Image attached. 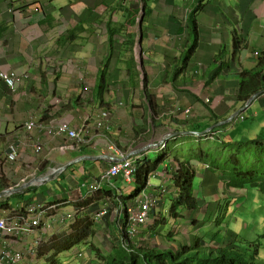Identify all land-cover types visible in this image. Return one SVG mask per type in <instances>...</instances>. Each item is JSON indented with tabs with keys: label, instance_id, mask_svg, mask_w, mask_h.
<instances>
[{
	"label": "crops",
	"instance_id": "crops-1",
	"mask_svg": "<svg viewBox=\"0 0 264 264\" xmlns=\"http://www.w3.org/2000/svg\"><path fill=\"white\" fill-rule=\"evenodd\" d=\"M147 4L143 14L141 0H0V70L26 75L14 88L0 78V183L2 189L24 187L0 197H10L12 204L0 210V216L21 208L31 197L33 202H47L50 208L47 228L20 238L1 235L0 252L5 248L27 251L37 236L48 240L69 233L67 215L93 220L104 206L109 208L108 217L98 226L94 224L95 229L120 226L125 212L117 206L112 211L110 195L130 197L134 191L123 192L135 184V176L131 183L123 176L114 178L113 185L103 183L95 194L89 193L88 185L121 157L144 158L158 152L161 164L155 170L156 179H149L148 191L164 183L163 173L172 178L179 162L191 161L196 174L199 172L200 185L194 194L199 207H206L204 214L199 213L204 217L184 211L179 221L171 220L177 227H187L192 235L184 240L178 237L165 248L192 243L196 237L192 229L197 230L206 215L213 221L221 219L222 206L235 201L233 194L221 192L224 186L244 190L229 186L221 169H209L207 157L212 153L200 159L195 155L201 148L213 147V141L193 145L188 139L192 132L218 124L224 126L215 128L214 140L225 147L264 138V90L245 109L247 102L237 101L241 73L258 69L259 58L264 57V0H235L234 4L231 0H148ZM193 9H198L194 16L198 33L187 58L194 42L187 22ZM110 29L116 31L111 44ZM131 35L133 50L128 44ZM137 44L139 63L134 56ZM102 71L105 83L103 95L98 97ZM101 111H109L108 129L94 125ZM29 118L45 125V130H27ZM60 121L76 130L89 126L87 144L71 145L66 137L47 131V126ZM173 132L183 134L172 136ZM165 139L169 156L156 148ZM12 143L18 150L15 160L8 159ZM38 144L41 150H37ZM188 145H192L190 150ZM221 148L217 145L212 150ZM44 174L51 175L44 181L35 179ZM149 177H153L151 173ZM176 193L172 184L167 187L150 221L160 210L166 211L169 196ZM136 198L128 199L127 206ZM193 217L197 224L189 225ZM143 236L142 240L148 239ZM62 254L61 264L83 262H72L73 255L67 253L70 262L66 263ZM84 254L74 256L84 258ZM91 260L89 254L85 264ZM19 264H43V260L25 255Z\"/></svg>",
	"mask_w": 264,
	"mask_h": 264
},
{
	"label": "trees",
	"instance_id": "trees-1",
	"mask_svg": "<svg viewBox=\"0 0 264 264\" xmlns=\"http://www.w3.org/2000/svg\"><path fill=\"white\" fill-rule=\"evenodd\" d=\"M147 2L148 0H141L145 9L148 5ZM200 2L202 3L203 0H200ZM197 11L198 9H193L192 12L188 14V29H190V32L194 36V42L186 53L187 58L196 46L195 40L198 31L194 16ZM115 33L116 31H111L110 29V44L112 43V35ZM130 37L131 41L128 44L131 48L130 50H133L135 39H132V37H134V35ZM258 66V69L244 71L240 75L237 101L242 104L246 103L248 99L257 92L264 90V57L259 58ZM104 74L105 72L102 71L99 83L100 88H98L97 91L98 97H102L103 95L102 90L105 83ZM218 121L220 120H217L216 123H219ZM223 126L224 125L220 127ZM197 132L201 133L205 131ZM213 142L214 146L218 145V147H225L220 140H213ZM199 143L200 141L197 142V144ZM213 147L206 148L205 150L201 148L195 155L200 159L203 158V155L212 153L210 157H207L208 161H211V163L208 164L209 169H221L226 176L225 178L229 180V186L235 189H244L247 193L244 199L247 200L250 195L257 205L255 212L259 213V208L264 207V203L261 199L264 198V138L261 136V138H257L256 140L241 142L236 145H228L225 147L226 149L221 148L212 150ZM233 148L235 149L233 150ZM159 164H161L160 155H158L156 162H153L150 157L138 159L137 169L134 175L136 186L134 193L126 198L111 194L110 196L113 200V204L119 209L121 207L126 208L127 200L132 197L134 198L135 195H138L147 187L150 173L154 172ZM244 167L248 168L245 169ZM172 174V185L177 189V193L169 196V219L179 221L184 211H188L190 216L194 214L199 215L200 211L203 210L199 207V198L194 194L193 181L196 176L194 164L191 163V161L179 162L177 169H175ZM2 187L3 185L0 183V189H2ZM251 192H255L257 196L255 197V194ZM17 195L19 196L20 194ZM9 198L10 197L5 199L0 198V210L8 209L12 206V204L9 203ZM240 199H243V196ZM26 202H33V198H29ZM259 202L261 203L260 205H258ZM24 205L22 207H24ZM230 207L229 201L225 206H222L221 213H223V216L219 217L221 219L216 220L218 221L217 227H220V224L223 225L225 212ZM124 212L122 224L118 227L113 226V228H115V239L117 242L112 245L111 250L107 252V254L99 255V249L90 242L96 235L97 230L94 227V222L90 220L89 216H86L80 220L77 218V220L69 226L71 230L69 233L62 232L59 235H53L48 240H43L38 247L37 257L43 260V264H61L59 256L62 253L69 252L74 247L84 244L87 245V249L90 254H92L91 264H264V261H258L259 249L262 246L258 244L260 248L255 250L256 252H254V255H250L248 250L240 247L242 244L240 243L241 240H239V235H237V233L235 238H228L230 242L225 244L223 242L224 240H221V242H218V246L213 245L215 240L212 239L207 243L204 237L201 236L196 237V240L192 243L179 244L175 249L149 246L145 245L146 243L136 246V244L126 236V229L125 234L123 232L127 221V211L125 210ZM191 221L196 222L197 219L193 217ZM209 222L208 220L206 223ZM224 228L225 230L227 229L226 226H224ZM107 229H110V226ZM120 232L122 234H120ZM262 236L264 237V235ZM246 244L250 246V241Z\"/></svg>",
	"mask_w": 264,
	"mask_h": 264
},
{
	"label": "built area",
	"instance_id": "built-area-1",
	"mask_svg": "<svg viewBox=\"0 0 264 264\" xmlns=\"http://www.w3.org/2000/svg\"><path fill=\"white\" fill-rule=\"evenodd\" d=\"M258 55V53H256ZM26 77L25 74L18 73L14 70L5 71L0 70V78L8 86L14 88L16 84L23 81ZM186 112H188L186 110ZM109 111H101L100 117L95 120L94 125L98 129H108L109 126ZM25 127L28 130H32L37 127L39 129L45 130V125L38 123L34 118H29ZM47 131L56 137H66L67 142L71 145L74 143L76 146L87 144L89 126H84L80 130L71 128V126L66 121L56 122L47 126ZM207 130L205 133H194V136L198 139L201 136L202 140H214L215 134ZM37 150L41 148V145H37ZM110 148H114L110 146ZM162 150H166L165 144L161 145ZM18 155L17 147L12 143L10 144V151L8 152V159L15 160ZM169 156V154H167ZM122 160H112L109 168L104 171L98 180H95L88 185V191L91 194L97 193L103 183L113 185L112 181L117 177H124V179L131 183L137 169V160L140 158H125L121 157ZM153 177H157V172H151ZM163 177L166 179L171 178L163 173ZM150 178V177H149ZM149 185V182H148ZM147 185V187H148ZM150 186V185H149ZM114 187V186H112ZM146 187V188H147ZM168 186L160 185L154 188V191H147L146 188L143 189L136 198L135 206H127L126 208L121 207L119 210L122 213L127 211V227H126V236L128 238H133L141 227L148 225L150 222V215L152 211L157 208L159 197L166 193ZM50 210L47 202H29L24 207L12 208L5 215L0 216V237L1 235L20 238L22 236L32 233L37 228H47L46 214ZM109 214V210L104 206L101 210L94 214V221H101ZM72 214L67 215L65 220L72 219ZM43 242V237L37 236L33 244L27 248V251L24 250H12L10 248L3 249L0 252V264H19L24 260L25 255L31 254L37 256V250L40 243Z\"/></svg>",
	"mask_w": 264,
	"mask_h": 264
},
{
	"label": "rangeland",
	"instance_id": "rangeland-1",
	"mask_svg": "<svg viewBox=\"0 0 264 264\" xmlns=\"http://www.w3.org/2000/svg\"><path fill=\"white\" fill-rule=\"evenodd\" d=\"M232 4H234L235 0H231ZM134 56H136V60L139 63L140 62V47L137 44L135 51H134ZM245 116H247V114H245ZM61 122V121H60ZM243 123V122H242ZM250 124V120H248L245 125H249ZM222 126V124H218L216 127H213L209 132H213L215 131V128H218ZM241 129V125L238 124V126ZM28 130V129H27ZM203 138L201 136L198 137V139L194 136L189 137L188 142L190 141L193 145H195L198 140H202ZM192 145H188V150L191 149ZM37 147V146H36ZM160 147V146H159ZM42 148V147H41ZM41 148L39 150H41ZM158 148V147H156ZM169 149V147L167 148ZM222 149H226L225 147H223ZM235 148H233L234 150ZM164 151V155H165ZM150 157V156H149ZM157 157H158V152L157 151H153L152 152V156L150 157V159L153 162L157 161ZM17 158V157H16ZM208 163H211V161H208ZM201 168H203V165L201 166ZM245 169H247L248 167H244ZM198 173L196 174L194 181H193V188L194 191L199 189V185H200V178L198 176ZM150 179H156L155 177H152ZM164 183L161 185L164 186H170L172 184V180L170 179H166L165 177H163L162 180ZM160 186V185H159ZM225 189L223 191H221L223 194H233V196L235 197V201L232 204H229L231 207L228 208L225 212V219H224V223L223 225L227 227V229L225 230L224 227H222L220 229V227H217L218 225V221H213L211 215L208 214V216L206 215V218H204L203 223L200 224V227L195 230L192 229L193 233L196 234V237L201 236L204 237V239L207 241V243L211 240H217V242H221V240H224L223 242L226 244L227 242H230L228 238H235L236 233L237 235H239V240L240 243L242 245H240V247H242V249L248 250L250 255H254V252H256L255 250L259 249L260 246H258V244H260L262 247L259 249V256H258V261H264V237L262 235H264V207H260L259 208V213L255 212V208H257V205L255 204L256 202L253 201L252 197L249 195V198L247 200L244 199L246 191L242 190V191H237V190H229V187L224 186ZM136 186L135 184L132 185V187H129L128 189H124L123 194L128 195L130 193H133V191L135 190ZM148 191V190H147ZM253 191V190H252ZM252 193V192H251ZM252 194H255V197L257 196V194L254 192ZM259 195V194H258ZM243 196V199H240L239 197ZM260 196V195H259ZM135 197H138V195H135ZM134 197V199H135ZM133 199V197L131 198ZM255 199V198H254ZM263 203H264V198H261ZM260 199V200H261ZM255 205H254V204ZM136 202L135 200H132L131 202L128 203V206H135ZM204 204V202H203ZM261 203L259 202L258 205H260ZM213 206V204L211 205ZM214 207V206H213ZM166 215L165 217L163 216L162 211L160 210L158 212V215L155 216L153 221H150L148 223V225L141 227L140 231H138L139 233L136 232L133 241V238H129L131 241L135 242L136 240V246H138L140 243H146L145 245H149V246H155V247H160V248H165L167 244H169L170 240L175 242L176 239L184 240L185 238L188 239L192 233L188 230L187 227L183 228V225L180 224V227L177 224L171 220L174 219H170V214L169 212L167 213V211H169L170 209V202L168 201V204L166 205ZM116 209L115 204L113 205V209L112 211H114ZM212 208H210L211 210ZM206 207L205 209L202 211L203 214L205 213ZM164 213V214H165ZM201 214L199 215L200 218H203L204 215ZM77 215V214H76ZM233 216V218H231ZM164 217V218H163ZM122 218L124 219V215H122ZM169 220L168 223V227H172V228H168L167 226L164 228V232H162L161 228H163V226H165L166 222ZM230 218V220H229ZM77 220V217L75 215H73L72 219H68L67 221H69V226L73 223V221ZM206 220V221H204ZM213 221V223L211 224V226H209V223H206L207 221ZM93 221V220H92ZM95 224V227L98 226L101 223H95V222H101V221H93ZM192 221L190 220V224L191 225ZM200 222H198L199 224ZM215 223V224H214ZM197 224V221L194 222V225ZM124 225V223H123ZM246 225V227H245ZM248 225V226H247ZM127 226V221L124 227V234H125V229ZM155 231V232H154ZM173 232L175 235L172 236L170 233ZM148 233H151L150 235H148ZM118 234V233H117ZM120 234H122L120 232ZM146 235L148 239L146 240H142L141 238L144 237L143 235ZM199 234V235H198ZM140 235V236H139ZM195 237V238H196ZM192 239L194 242L196 239ZM250 241V246L248 244H246L247 242ZM91 243H93L95 245V247H97L98 250V254L102 255V254H107V252H109L111 250L112 245L117 242V240L115 239V228H113L112 224L110 225V229L106 230V229H98L96 232V235L90 240ZM217 242H213L215 244H218ZM254 242V243H253ZM85 245L84 244H80L76 247H74L72 250H70L69 252H65L62 254V261H65L66 263L70 262L69 260V256L71 257L72 255V262H75V260H77L76 262L79 261H83L80 262L82 264H85V262L87 263V261L89 260V251L87 250V248L85 249ZM81 253L84 254V258H80L77 255L74 256V253ZM70 253V255L68 256V254ZM31 255V254H28ZM91 255V254H90ZM99 257V256H98ZM90 264V262H89Z\"/></svg>",
	"mask_w": 264,
	"mask_h": 264
},
{
	"label": "water",
	"instance_id": "water-1",
	"mask_svg": "<svg viewBox=\"0 0 264 264\" xmlns=\"http://www.w3.org/2000/svg\"><path fill=\"white\" fill-rule=\"evenodd\" d=\"M142 12H143V14L145 13L144 7H143V9H142ZM142 20H143V17H141V21H142ZM261 93H262V92H258V93H256V94H254V95H253V96L247 101V103L245 104V106H244L243 109L249 107V106L251 105L252 101H253L257 96H259ZM238 113H239V111L237 112V114H238ZM215 126H217V125H215ZM210 129H211V128H210ZM184 133H185V132H184ZM181 134H183V132H173V133H172V136H175V135H181ZM162 142H166V139L163 140ZM120 160H122V159H120ZM50 175H51V174H48V175H47V174H44V175H42V176H37V177H35V179L38 180V181H44V180H46L47 178H49ZM31 182H32V181H31ZM31 182H28V184H30ZM23 188H24L23 186H19V187H7V188H4V189L0 190V197L3 196V195H6V194H12V193H14V192L20 191V190H22Z\"/></svg>",
	"mask_w": 264,
	"mask_h": 264
},
{
	"label": "clouds",
	"instance_id": "clouds-1",
	"mask_svg": "<svg viewBox=\"0 0 264 264\" xmlns=\"http://www.w3.org/2000/svg\"><path fill=\"white\" fill-rule=\"evenodd\" d=\"M207 130H209V129H207ZM207 130H206V131H207ZM210 130H211V129H210ZM206 131H205V132H206ZM195 132H197V131L192 132V133H191V136H194V133H195ZM205 132H201L200 134L205 133ZM197 133H199V132H197ZM167 137H170V135H167ZM194 137H195V136H194ZM198 141L201 142V141H205V140H198ZM162 144H165V146H166V150H162V149H161V145H162ZM159 146H160V147H159ZM159 146H158V148H157V150H158L159 152H164V151H166V152H165V155H167L168 153L171 154V152L169 151V149H167V148H168V146H167V142H161V143L159 144ZM149 179H150V178H149ZM171 180H172V178H171Z\"/></svg>",
	"mask_w": 264,
	"mask_h": 264
},
{
	"label": "bare ground",
	"instance_id": "bare-ground-1",
	"mask_svg": "<svg viewBox=\"0 0 264 264\" xmlns=\"http://www.w3.org/2000/svg\"><path fill=\"white\" fill-rule=\"evenodd\" d=\"M58 169V168H57Z\"/></svg>",
	"mask_w": 264,
	"mask_h": 264
}]
</instances>
